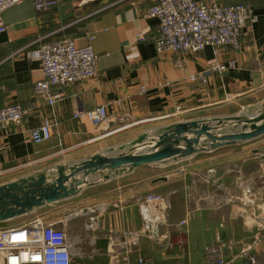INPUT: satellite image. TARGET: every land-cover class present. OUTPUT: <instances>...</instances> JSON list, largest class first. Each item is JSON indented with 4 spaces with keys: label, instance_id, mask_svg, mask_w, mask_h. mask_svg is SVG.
Listing matches in <instances>:
<instances>
[{
    "label": "crops",
    "instance_id": "obj_1",
    "mask_svg": "<svg viewBox=\"0 0 264 264\" xmlns=\"http://www.w3.org/2000/svg\"><path fill=\"white\" fill-rule=\"evenodd\" d=\"M78 1L59 0L56 8L39 12L34 0H27L3 14L7 31L0 33V110L18 104L29 113L20 127L0 128V186L42 176L50 182L60 170L69 174L97 156L137 155L177 124L205 121L220 136L241 132L247 121L264 115V0H214L252 6L258 22L240 50L225 48L216 55L207 48L187 56L157 52L158 21L143 16L156 0H94L83 6ZM90 34L96 36L98 75L58 90L57 104L49 106L34 93L44 78L36 53L45 42L64 38L84 46ZM229 62L235 67L209 72ZM204 72H209L207 84L190 81ZM99 106L109 116L100 126L74 118L76 112ZM46 119L57 124L53 136L35 144L30 132ZM143 135L148 136L145 144L132 147ZM201 144L209 140L203 137ZM146 171L151 172L148 180L132 179ZM117 174L128 178L110 186ZM77 182L81 185L74 195L1 221L0 229L37 220L57 227L84 216L89 219L86 231L70 236L73 264H205L204 249L216 243L218 234L233 243L227 251L230 264H247L248 255L264 264V225L256 221L264 218V134L157 164L81 173L67 186ZM248 185L259 197L245 207L240 199ZM161 186L177 195V203L169 202L170 224L162 229L170 241L161 246L142 239L125 253L120 244L130 245L132 234L143 226V189L152 193ZM189 210V224L179 230Z\"/></svg>",
    "mask_w": 264,
    "mask_h": 264
},
{
    "label": "built area",
    "instance_id": "obj_2",
    "mask_svg": "<svg viewBox=\"0 0 264 264\" xmlns=\"http://www.w3.org/2000/svg\"><path fill=\"white\" fill-rule=\"evenodd\" d=\"M27 0H0V33H5L7 27L3 22V14L10 8L20 6ZM59 0H34L37 11L43 12L56 8ZM94 0H79L80 6ZM144 18L158 21L156 39L157 52L193 55L211 48L218 55L225 48L240 50L243 37L249 34L257 24L259 15L247 4L236 3L224 5L217 1L198 0H156L145 10ZM95 34L87 37L84 46L77 44L75 39L64 38L45 42L36 53L42 66L43 80L36 82L34 93L45 99L51 107L55 106L59 96L55 94L60 89L73 86L79 82L95 78L98 75V59L93 43ZM143 40V37H140ZM235 67V62L216 64L210 71L225 72ZM204 72L190 76L191 82L207 84L208 73ZM145 89H141L144 93ZM29 111L21 105H9L0 110V128L12 129L20 127ZM74 118H85L92 124L100 126L109 116L105 106H99L92 111H79ZM56 122L46 119L43 124L30 132V138L35 144L49 141L53 136ZM213 171L209 177L213 178ZM209 178V179H210ZM209 182V180H206ZM210 183V182H209ZM189 190V187H186ZM242 197V198H241ZM240 200L243 206L256 204L258 190L252 185L244 188ZM143 226L141 231L132 234V242L121 243L122 249L128 253L129 247L138 248L140 241L147 239L161 246H167L170 236L162 232L169 226L170 204L161 195L150 193L141 204ZM192 211L178 224L179 230L189 224ZM264 225V218L256 219ZM183 244V242H181ZM75 242L63 230L54 224L37 220L25 227L0 229V264H73L72 250ZM227 249L233 250L232 242H226L221 235L217 241L204 249L205 264H230L227 261ZM247 264H259L254 255H248Z\"/></svg>",
    "mask_w": 264,
    "mask_h": 264
},
{
    "label": "water",
    "instance_id": "obj_3",
    "mask_svg": "<svg viewBox=\"0 0 264 264\" xmlns=\"http://www.w3.org/2000/svg\"><path fill=\"white\" fill-rule=\"evenodd\" d=\"M259 122L262 123L258 124ZM213 130L214 128L205 121L197 120L177 124L169 127L164 134L154 140L153 145L148 150H143L137 155L123 154L115 158L97 156L74 168L69 174H65L63 169L60 170L58 178L50 182L45 176H42L38 179H22L0 186V222L26 214L35 207L57 202L74 195L76 187L80 186L81 183L77 182L75 186L71 187L67 185L81 173L88 176L101 169L119 170L126 167L133 169L176 157H189L200 150H206V145L201 144L203 137L210 141L208 145L212 148H217L226 143L257 138L264 134V115L250 122L247 121L241 126V132L218 136ZM147 140L148 136L143 135L132 143V147L144 145Z\"/></svg>",
    "mask_w": 264,
    "mask_h": 264
},
{
    "label": "rangeland",
    "instance_id": "obj_4",
    "mask_svg": "<svg viewBox=\"0 0 264 264\" xmlns=\"http://www.w3.org/2000/svg\"><path fill=\"white\" fill-rule=\"evenodd\" d=\"M218 135V134H217ZM221 135H223V134H221ZM220 135V136H221ZM209 144H210V141H209ZM144 147V146H143ZM207 148H212L210 145H207L206 146V149ZM160 170V169H159ZM149 173H151L150 171H146V172H142V173H136L135 175H132V179L133 178H135V177H137V178H143V179H145V180H148L149 179ZM161 174H164V173H159V176L161 175ZM118 176V174L117 175H115L114 176V178H113V182H111L110 183V186H112V185H114V184H117V183H122L124 180H126L128 177H125V178H118L117 177ZM120 176V175H119ZM109 186V185H108ZM148 189L145 187L144 189H143V195H148V194H150L151 192H149L148 193ZM170 190L169 189H167L166 187H164V186H161V187H159V189H156V190H153L152 191V193H155V194H161V195H163V196H165L167 199H168V201L171 203L172 201L174 202V203H177L176 202V196L177 195H171L170 194ZM180 202H181V199H178ZM173 203H171V205H172ZM69 210V209H68ZM88 223H89V219L88 218H86V217H84V216H82V217H79V218H77V219H75L74 221H72V222H70V221H66L65 223H63V224H61V225H59V226H57V228L58 229H60V230H63V231H65L69 236H74V235H76L77 233H80L81 231H86L85 230V226H87L88 225ZM74 224H78V225H74ZM144 240H147V239H144ZM149 241V240H148ZM170 241V240H169ZM150 242H152V241H150ZM226 242V244H228V240H226L225 241ZM233 244V243H232ZM228 251H230L231 252V250L230 249H227ZM90 255V254H89ZM227 255V254H226ZM90 256H92V254L90 255Z\"/></svg>",
    "mask_w": 264,
    "mask_h": 264
},
{
    "label": "trees",
    "instance_id": "obj_5",
    "mask_svg": "<svg viewBox=\"0 0 264 264\" xmlns=\"http://www.w3.org/2000/svg\"><path fill=\"white\" fill-rule=\"evenodd\" d=\"M256 257V256H255ZM256 259H257V262H260L259 260H258V257H256Z\"/></svg>",
    "mask_w": 264,
    "mask_h": 264
}]
</instances>
